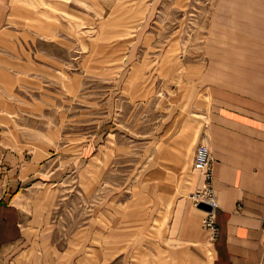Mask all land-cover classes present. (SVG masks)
<instances>
[{
    "label": "rangeland",
    "instance_id": "374dc122",
    "mask_svg": "<svg viewBox=\"0 0 264 264\" xmlns=\"http://www.w3.org/2000/svg\"><path fill=\"white\" fill-rule=\"evenodd\" d=\"M4 12L0 87L35 94L40 109L54 105V121L61 122L55 144L59 148L63 140L69 142L65 155L71 158V198L64 211L71 234L78 225H89L98 211L104 213L103 221L111 215L120 225L126 220L124 203L133 195V186L128 188L143 172L144 152L152 151L143 146L169 112L175 91H190L191 80L196 83L206 70L218 78L251 72L222 63L237 64L238 53L229 51L254 44L255 29L264 25V0H6ZM204 103L200 100L199 110H205ZM59 108L61 115L64 110L60 117ZM117 141L131 148H118ZM202 143L209 146L200 140L197 147ZM194 169L201 181L188 196L193 206L191 194L204 185L203 172ZM111 197L119 200L115 212ZM203 214L213 242L218 233L211 234ZM155 216L136 211L134 223ZM126 233L119 229L120 241L128 242H120L112 262L110 245L97 246L102 264H158L152 260L158 229H134L131 237ZM59 247L69 248L68 264H79L84 246ZM93 248L87 245V252Z\"/></svg>",
    "mask_w": 264,
    "mask_h": 264
},
{
    "label": "crops",
    "instance_id": "0c3cea01",
    "mask_svg": "<svg viewBox=\"0 0 264 264\" xmlns=\"http://www.w3.org/2000/svg\"><path fill=\"white\" fill-rule=\"evenodd\" d=\"M5 1L0 30L7 18ZM261 17L264 22V13ZM229 53H238L240 61L226 60L224 68L251 72L218 78L206 70L196 83L191 80L190 91H175L169 112L143 146L152 151L144 152L143 172L128 188L133 186V195L124 203L126 220L120 225L111 215L103 221L98 211L73 234L64 211L71 198L69 142L62 136V145L55 144L61 122L54 121V105L40 109L35 94L0 87V264H68L72 254L59 246L72 244L84 246L79 264H102L97 246L104 243L114 252L112 262L120 242H128L120 241L119 229L131 237L134 229L145 227L158 229V249L152 252L158 264H264V25L255 29L254 44ZM200 100H205L204 111ZM200 140L215 157L219 230L213 242L203 227V211L188 197L201 181L193 166ZM117 147L131 148L118 141ZM114 199L112 212L119 206ZM136 211L157 218L138 226ZM87 245L93 251L87 252ZM92 252L96 256H88Z\"/></svg>",
    "mask_w": 264,
    "mask_h": 264
},
{
    "label": "built area",
    "instance_id": "2783aa9c",
    "mask_svg": "<svg viewBox=\"0 0 264 264\" xmlns=\"http://www.w3.org/2000/svg\"><path fill=\"white\" fill-rule=\"evenodd\" d=\"M210 147L202 143L197 147L194 167L203 172L204 185L196 192L191 194L195 206L201 202L211 205V210H205V224L211 230V234L215 237L218 233V225L216 223V208L218 207V200L215 196L214 190V170L212 168L213 155Z\"/></svg>",
    "mask_w": 264,
    "mask_h": 264
},
{
    "label": "water",
    "instance_id": "95a60500",
    "mask_svg": "<svg viewBox=\"0 0 264 264\" xmlns=\"http://www.w3.org/2000/svg\"><path fill=\"white\" fill-rule=\"evenodd\" d=\"M198 207L204 210H211L212 207L210 204L205 203V202H201L200 204H198Z\"/></svg>",
    "mask_w": 264,
    "mask_h": 264
},
{
    "label": "bare ground",
    "instance_id": "6f19581e",
    "mask_svg": "<svg viewBox=\"0 0 264 264\" xmlns=\"http://www.w3.org/2000/svg\"><path fill=\"white\" fill-rule=\"evenodd\" d=\"M196 207V206H195ZM197 209H201V208H199V207H196ZM202 211H203V213H205V210L204 209H201Z\"/></svg>",
    "mask_w": 264,
    "mask_h": 264
}]
</instances>
